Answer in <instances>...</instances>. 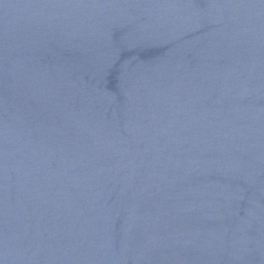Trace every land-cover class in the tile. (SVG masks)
<instances>
[{
  "label": "water",
  "instance_id": "water-1",
  "mask_svg": "<svg viewBox=\"0 0 264 264\" xmlns=\"http://www.w3.org/2000/svg\"><path fill=\"white\" fill-rule=\"evenodd\" d=\"M0 264H264V0H0Z\"/></svg>",
  "mask_w": 264,
  "mask_h": 264
}]
</instances>
